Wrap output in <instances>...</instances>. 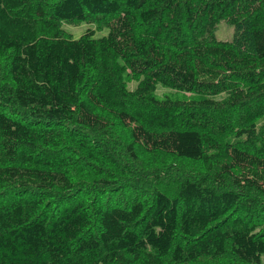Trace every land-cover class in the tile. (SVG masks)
<instances>
[{"label":"trees","instance_id":"trees-1","mask_svg":"<svg viewBox=\"0 0 264 264\" xmlns=\"http://www.w3.org/2000/svg\"><path fill=\"white\" fill-rule=\"evenodd\" d=\"M263 116L264 0H0V264H264Z\"/></svg>","mask_w":264,"mask_h":264},{"label":"rangeland","instance_id":"rangeland-1","mask_svg":"<svg viewBox=\"0 0 264 264\" xmlns=\"http://www.w3.org/2000/svg\"><path fill=\"white\" fill-rule=\"evenodd\" d=\"M64 31L70 35L73 39L79 38L82 34H84L87 30H93L96 31V36H106L108 33L107 29L103 31H97L95 26L92 23H73L71 25H63ZM235 30L233 27L227 25L225 22H221L215 31V38L218 41L222 42H231L234 38ZM136 84L134 82L130 83L128 85L129 90H133L135 88ZM165 92L163 89H158V94H162ZM215 100L222 101L224 100V95L221 94L214 98ZM264 125V116L259 119L256 122V126L260 127ZM120 129H115V132H119ZM119 140L122 142H126L125 140H128L126 137V134H123V136H117ZM231 138L232 141H234L231 137H228V139ZM142 156L143 162L147 165L146 168V176L149 180L150 184L157 185L158 182L155 180V178L159 177L160 186L162 187H170L173 183V180H169L173 177H175L178 173L183 174L184 176H194L197 174H201L205 170V166H202V163L200 162H191L184 159H171L168 156H161L156 155L157 157H154V155L150 156ZM80 181H84L83 179H79ZM169 180V182H167ZM91 182V181H88ZM152 185V186H153ZM80 188H78L79 190ZM104 196L111 197V195H115L116 191H105L102 192ZM101 194V193H100ZM264 218V217H263Z\"/></svg>","mask_w":264,"mask_h":264}]
</instances>
